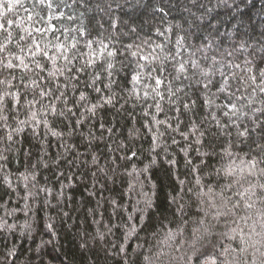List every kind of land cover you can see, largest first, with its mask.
<instances>
[{
  "label": "trees",
  "instance_id": "trees-1",
  "mask_svg": "<svg viewBox=\"0 0 264 264\" xmlns=\"http://www.w3.org/2000/svg\"><path fill=\"white\" fill-rule=\"evenodd\" d=\"M0 264H264V0H0Z\"/></svg>",
  "mask_w": 264,
  "mask_h": 264
}]
</instances>
